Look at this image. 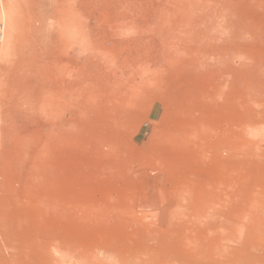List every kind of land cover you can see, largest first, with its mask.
<instances>
[{"label":"rangeland","instance_id":"obj_1","mask_svg":"<svg viewBox=\"0 0 264 264\" xmlns=\"http://www.w3.org/2000/svg\"><path fill=\"white\" fill-rule=\"evenodd\" d=\"M31 1L19 6L15 26L27 29L32 11L46 18L42 75L31 86L27 109L14 111L0 128V197L17 205L27 173L37 175L35 195L46 212L38 223L46 241L79 247L110 236L132 243L137 237L125 239L126 233L140 229L141 240L155 245L168 241L156 231L167 229L182 180L212 179L219 189L199 188L210 203L200 208V197H194V210L212 216L221 241L243 247L246 222L227 201L216 205L214 195L248 175L253 183L264 182V159L244 139L254 137L264 152V127L255 134L226 130L236 105L247 117L261 112L264 125L259 14L230 11L223 0H108L98 8L100 20L92 22L93 47L85 49L60 32L53 0L35 7ZM5 2L0 0V18ZM192 116L205 120L202 143L191 141ZM228 167L236 174L220 183ZM127 203L131 208H124ZM139 217L147 225L133 220ZM229 220L237 227L230 229ZM16 230L10 223L9 237L24 239ZM60 246L48 264L78 263L73 246ZM1 255L7 250L0 234Z\"/></svg>","mask_w":264,"mask_h":264},{"label":"bare ground","instance_id":"obj_2","mask_svg":"<svg viewBox=\"0 0 264 264\" xmlns=\"http://www.w3.org/2000/svg\"><path fill=\"white\" fill-rule=\"evenodd\" d=\"M30 1L6 0L0 18L2 42L0 44V128L12 119L14 111L27 109L32 94L31 86L37 83L42 75L40 60L46 48L44 44L46 18L43 14L32 11L27 29L17 31L15 26L16 16L21 14L19 6H27ZM31 2V6L35 7L41 1ZM108 2V0H53L54 7L50 9L59 22L60 32L70 38L74 42L73 45L91 49L93 41L90 40V33L95 30L92 22L100 20L101 17L96 15L98 8L104 9ZM223 2L230 11L236 9L239 12L240 8L245 12L253 11L255 16L259 14L257 19L259 24L264 22V0H223ZM237 26L242 27V23L238 22ZM80 36H82L81 40L78 39ZM106 39L109 41V34H106ZM235 57L242 62L246 59L240 55H234ZM229 66L232 67V64ZM223 98L224 93L220 91L218 99L221 101ZM239 110L244 109L236 105L232 114H235L232 124L226 130L233 134L246 130L255 134L260 127H264L259 120L262 117H260L261 112L257 117H247ZM204 122L203 118L192 116V124L189 127L191 141L202 143L201 141L206 140L208 129ZM246 138L248 139V137L244 139ZM247 139L248 149L260 159H264V152L261 151L258 141L254 137H251L250 141ZM222 140L224 139L221 137L220 141ZM235 174L236 168L230 170L228 167L220 183L225 184L227 178L233 180ZM251 179L252 177L248 175L241 181L238 179L227 183L225 188H222L223 194L218 191L214 195L216 205L221 203V200L227 201L237 214L238 220L243 219L246 222V239L243 247L231 246L221 241L222 235L219 228L213 225L212 216L204 212V209L194 210L193 205L197 204L194 197H200L201 200L198 202L200 208L210 203L202 197L203 193L200 191L199 194L197 190L201 188L204 192L210 189L209 187L217 189L219 183L212 179L201 183L187 178L182 180L180 185L182 196L175 201L177 209L169 216L167 229L156 231V237L168 239L167 243L158 242L152 245L149 241L143 242L139 236L140 229H137L133 233L128 231L125 236V239L137 237L136 242L118 243L117 239L112 240L107 236L78 247L74 246V242L46 241L40 236L41 225L38 220L45 212V201L41 196L35 195L38 193L39 178L37 175L27 173V183L21 187L22 194L17 205L12 206L5 196L0 197V234L7 250V255H1L0 261L1 264H34L37 260V264H48L60 251V245L66 244L73 246V253L79 255L78 263L75 264H264V215L259 213V208L264 210V182L253 183ZM129 203L124 208L128 209ZM133 220L139 224H146L140 217ZM10 223L16 226L15 232L25 237L24 239L16 241L9 237L7 226ZM228 223L230 229L237 227L235 221L229 220ZM148 225L150 226L149 223ZM151 228L157 229L154 226ZM51 233L57 235L56 231L51 230ZM28 234L29 238H26ZM53 234L52 236H55ZM177 237L184 243L185 249L178 248L180 243ZM194 258L198 260L195 263L192 262Z\"/></svg>","mask_w":264,"mask_h":264}]
</instances>
